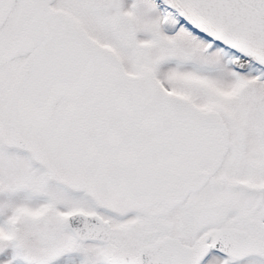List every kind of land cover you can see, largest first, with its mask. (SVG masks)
Masks as SVG:
<instances>
[{
  "label": "snow or ice",
  "instance_id": "snow-or-ice-1",
  "mask_svg": "<svg viewBox=\"0 0 264 264\" xmlns=\"http://www.w3.org/2000/svg\"><path fill=\"white\" fill-rule=\"evenodd\" d=\"M0 264H264V0H0Z\"/></svg>",
  "mask_w": 264,
  "mask_h": 264
}]
</instances>
